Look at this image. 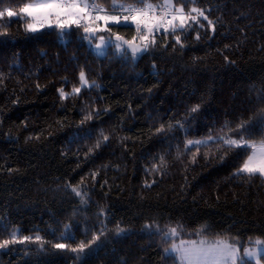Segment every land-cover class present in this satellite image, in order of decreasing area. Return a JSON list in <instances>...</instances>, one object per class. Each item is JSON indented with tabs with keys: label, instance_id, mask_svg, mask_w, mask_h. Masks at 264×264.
Returning a JSON list of instances; mask_svg holds the SVG:
<instances>
[{
	"label": "trees",
	"instance_id": "obj_1",
	"mask_svg": "<svg viewBox=\"0 0 264 264\" xmlns=\"http://www.w3.org/2000/svg\"><path fill=\"white\" fill-rule=\"evenodd\" d=\"M33 1L2 0L0 10ZM193 6L215 32L206 21L200 39L196 25L178 30L183 47L161 33L135 59L113 44L98 56L75 25L30 32L26 17L0 18V242L13 231L32 237L0 249V264H173L163 251L172 240L156 228L242 249L264 239V177L235 175L251 149L187 145L239 139L241 124L245 139L264 140V0H198L185 10ZM110 28L139 36L133 25ZM81 71L91 86L61 99L58 89L79 87ZM101 228L91 247L71 251Z\"/></svg>",
	"mask_w": 264,
	"mask_h": 264
},
{
	"label": "snow or ice",
	"instance_id": "obj_2",
	"mask_svg": "<svg viewBox=\"0 0 264 264\" xmlns=\"http://www.w3.org/2000/svg\"><path fill=\"white\" fill-rule=\"evenodd\" d=\"M2 2V0H0ZM198 0H179V6L173 0H164L163 4H152L146 0H135V4H116L113 0L112 10L115 12L119 10V15H110L98 4L95 0H34L32 3H25L18 10H13L10 7H5L0 10V18L7 16L8 18L20 17L30 18L31 22L26 23V30L30 32H37L45 27L55 26L58 29L64 30L70 28L72 25L83 27L86 34L85 39H91L97 31L111 32L109 25H119L121 27H131L135 25L136 32L139 35L142 45L134 43L136 37L132 41L124 40L121 36L115 35V47L122 49L125 45L131 49L132 58L135 59L138 54L147 52L149 44L155 45L156 34L171 33L175 43L183 47L181 37L176 35L178 30L185 31L192 28L193 25L197 26L196 39H200L198 29L205 27L203 21L207 22V26L215 32V23L209 19L206 10L200 7H190L185 10L186 5H195ZM136 5H141L137 7ZM103 13V14H101ZM103 22V27L98 22ZM13 21L9 19L5 22L10 25ZM143 32L142 35L140 33ZM151 37V40H150ZM99 43L96 45L97 49L103 48L106 44L112 43L111 37L106 41L104 36H99ZM167 46V45H165ZM227 59V57H226ZM79 87H73L71 93H66L63 88L58 89L61 99L67 98L69 95H77L81 92L82 87H90L89 81L86 78L84 71L79 73ZM95 82H93L94 84ZM39 87V86H38ZM264 99V97H262ZM193 112L197 108L192 109ZM90 118V117H89ZM248 132L245 124H241L236 129L239 139L231 137L218 136L215 138L209 137V140L214 142H222L224 145L231 148L240 149L239 154H245L251 149L247 159L243 161L241 166L237 169L235 175H247L249 178L254 176L264 177V140L259 143L249 141L243 137V133ZM31 139V137L29 138ZM106 141L107 136H103ZM208 141L201 140H188L187 145H206ZM186 145V147H187ZM99 146V144L97 145ZM154 170H158L154 166ZM95 174H93V179ZM149 186L150 185H146ZM72 191L82 197V193L78 186L73 187ZM83 199V197H82ZM156 228V226H152ZM210 226L205 225L197 230L194 234L202 236ZM105 229L101 228L98 235H94L92 239L86 244L81 242L78 247L71 248L73 252H83L86 248L91 247L93 243L100 239L104 234ZM124 229L117 226L116 233L119 235ZM157 234L161 236L164 243H168L175 238H178L184 231L180 228L178 232L177 227L166 229L156 228ZM192 235V233H189ZM11 239H5L0 242V249L6 248L9 244L24 243L32 241V237L25 236L22 240L16 239V232L11 233ZM35 241H41V237L36 236ZM256 247L245 248L244 255L241 257L239 248L229 243L227 239H216L209 241L207 239H180L179 243L172 242L170 247L164 248V253L170 254L173 258V264H246L245 258L255 260L256 264H260V254L264 251V240L257 238L255 240ZM57 249H65L68 245L64 243H57L54 245Z\"/></svg>",
	"mask_w": 264,
	"mask_h": 264
},
{
	"label": "rangeland",
	"instance_id": "obj_3",
	"mask_svg": "<svg viewBox=\"0 0 264 264\" xmlns=\"http://www.w3.org/2000/svg\"><path fill=\"white\" fill-rule=\"evenodd\" d=\"M163 2H164V0H162V2L160 3V4H163ZM32 3V2H31ZM27 18V17H26ZM29 22H31V19L30 18H28V23ZM45 28H48V27H45ZM99 36H104L105 37V39H106V41L108 40V36H105V35H103V34H101V35H99ZM85 41L88 43V45L91 47V49H92V51H94V53L95 54H97L98 56H103L105 53H106V50H107V47H108V45L109 44H106V46L105 47H103V48H100V49H97V47H96V45L100 42L99 41V37L97 38V39H85ZM110 44H113V49L115 50V51H117V53L118 54H120L121 53V51H122V49H117L116 47H115V43H113V41H112V43H110ZM89 85H91V83L89 82ZM83 88V87H82ZM201 141H209V139H205V140H201ZM199 239H207V240H209V241H214V240H216V239H221V238H198V239H195V240H199ZM259 239H261V238H259ZM184 240H187V239H184ZM228 240V239H227ZM255 240L256 239H254V240H252L251 242H250V244H248L246 247H244L243 249L238 245V243H236L235 241H231V240H228V242L229 243H232L234 246H236V247H238L239 248V251H240V255H241V257H243V255H244V249L245 248H254V247H256V245H255ZM261 240H264V239H261ZM179 241H180V239H174V240H172V242H175V243H179ZM171 242V243H172ZM168 247H170V245L168 246ZM262 247H264V246H262ZM263 256H264V251H262L261 252V254H260V264H264V260H263ZM245 260H250V259H248V258H245ZM251 261H253L255 264H256V261L255 260H251Z\"/></svg>",
	"mask_w": 264,
	"mask_h": 264
},
{
	"label": "built area",
	"instance_id": "obj_4",
	"mask_svg": "<svg viewBox=\"0 0 264 264\" xmlns=\"http://www.w3.org/2000/svg\"><path fill=\"white\" fill-rule=\"evenodd\" d=\"M89 2H92V1H90L89 0ZM99 5V4H98ZM104 10H105V12L107 13V14H110V15H119L120 13H119V10H117V11H113L112 9H110V8H107L106 6H104V5H100ZM137 6V5H136ZM137 7H140V6H137ZM101 14H103V13H101ZM99 24H100V26L101 27H103L104 25H103V23H101V22H98ZM134 27H135V25H133ZM109 27H110V25H109ZM80 28H82V30H83V27H80ZM136 28V27H135ZM162 33V32H161ZM161 33H158V34H156V35H159V34H161ZM83 34H84V37L86 36V35H89V34H86V33H84V31H83ZM101 34H103V35H107V36H112L113 34H117V32H115V31H113V30H111V32H107V31H97L95 34H94V36L91 38V39H97L98 37H99V35H101ZM143 34V32H141L140 33V35H142ZM150 40H151V37H150ZM135 41H139V42H141V43H143L142 41H140V39H139V36L135 39Z\"/></svg>",
	"mask_w": 264,
	"mask_h": 264
},
{
	"label": "water",
	"instance_id": "obj_5",
	"mask_svg": "<svg viewBox=\"0 0 264 264\" xmlns=\"http://www.w3.org/2000/svg\"><path fill=\"white\" fill-rule=\"evenodd\" d=\"M66 29H67V28H66ZM115 35H119V36H121L124 40H127L125 37H123V36L120 35V34H113V35L111 36V39H112V41L115 42V43H118V41H115ZM128 41H132V40H128ZM134 43L137 44V45H142V43L139 42V41H134ZM123 48H124L126 51H128L129 53H131V49L128 48L126 45H125ZM143 53H144V52H143ZM143 53L138 54L137 57H139V56L142 55Z\"/></svg>",
	"mask_w": 264,
	"mask_h": 264
},
{
	"label": "crops",
	"instance_id": "obj_6",
	"mask_svg": "<svg viewBox=\"0 0 264 264\" xmlns=\"http://www.w3.org/2000/svg\"><path fill=\"white\" fill-rule=\"evenodd\" d=\"M33 2H34V1H33ZM100 22L103 23L102 21H100ZM72 26H73V25H72ZM72 26H71V27H72ZM67 29H68V28H67ZM106 36H107V35H106Z\"/></svg>",
	"mask_w": 264,
	"mask_h": 264
}]
</instances>
